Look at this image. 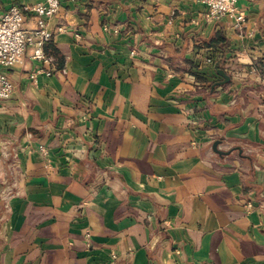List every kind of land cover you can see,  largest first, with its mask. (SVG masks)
I'll list each match as a JSON object with an SVG mask.
<instances>
[{"label":"crops","instance_id":"1","mask_svg":"<svg viewBox=\"0 0 264 264\" xmlns=\"http://www.w3.org/2000/svg\"><path fill=\"white\" fill-rule=\"evenodd\" d=\"M238 8L61 0L0 100V264H264V0Z\"/></svg>","mask_w":264,"mask_h":264},{"label":"built area","instance_id":"2","mask_svg":"<svg viewBox=\"0 0 264 264\" xmlns=\"http://www.w3.org/2000/svg\"><path fill=\"white\" fill-rule=\"evenodd\" d=\"M208 8L207 18L218 21L224 18L234 20L235 27L241 29L247 22L246 14L238 8L239 0H198ZM61 10V0H37L34 4L19 8L12 6L2 11L0 6V100H8L14 94V84L8 70L21 65L29 47L32 48V58L44 64H50V59L44 52V47L51 42L53 32L49 29V21ZM31 14L35 19V27H25V15ZM208 63H212L208 59ZM41 74L50 76L52 71L40 69L30 75L35 81ZM90 245V233H86Z\"/></svg>","mask_w":264,"mask_h":264},{"label":"water","instance_id":"3","mask_svg":"<svg viewBox=\"0 0 264 264\" xmlns=\"http://www.w3.org/2000/svg\"><path fill=\"white\" fill-rule=\"evenodd\" d=\"M218 73H219V75L222 76V78L224 79V81L221 83V85H224V84L230 82V77H228V75H226V73H225L224 71H219ZM218 145H219L218 142H216V143L214 144V150H215V152H216L217 154H219V155H224V153L218 151Z\"/></svg>","mask_w":264,"mask_h":264},{"label":"trees","instance_id":"4","mask_svg":"<svg viewBox=\"0 0 264 264\" xmlns=\"http://www.w3.org/2000/svg\"><path fill=\"white\" fill-rule=\"evenodd\" d=\"M218 40H219L220 42H223V39H222L220 36H218Z\"/></svg>","mask_w":264,"mask_h":264}]
</instances>
